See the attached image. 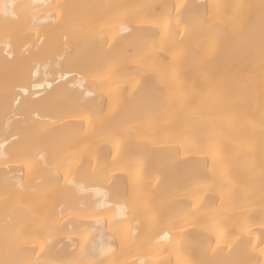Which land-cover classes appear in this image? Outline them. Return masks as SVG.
Returning a JSON list of instances; mask_svg holds the SVG:
<instances>
[{"label":"bare ground","instance_id":"6f19581e","mask_svg":"<svg viewBox=\"0 0 264 264\" xmlns=\"http://www.w3.org/2000/svg\"><path fill=\"white\" fill-rule=\"evenodd\" d=\"M0 264H264V0H0Z\"/></svg>","mask_w":264,"mask_h":264}]
</instances>
